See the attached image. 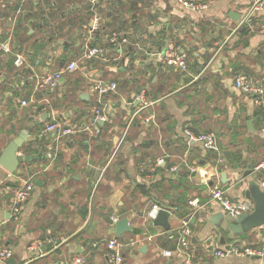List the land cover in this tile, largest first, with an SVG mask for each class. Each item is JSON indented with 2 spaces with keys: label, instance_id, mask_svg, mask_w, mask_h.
I'll return each mask as SVG.
<instances>
[{
  "label": "crops",
  "instance_id": "0c3cea01",
  "mask_svg": "<svg viewBox=\"0 0 264 264\" xmlns=\"http://www.w3.org/2000/svg\"><path fill=\"white\" fill-rule=\"evenodd\" d=\"M193 1L205 6L191 10L179 0H150L134 27L145 32L138 38L142 49H112L106 41L109 21L104 22L90 41L106 45L109 60L81 63L89 42L84 0H0V11L8 14L0 16V43L9 45V51L0 48V153L25 131L17 152L35 155L20 163L19 172L0 165V237L13 264H66L81 253L85 264H107L105 250L90 242L109 237L121 240L124 264H264V258L214 254L233 243L264 246V227L236 235L227 231L226 214L208 197L213 187H221L233 199H246L242 189L264 179V168L258 167L264 162V101L255 103L233 83L234 74L244 72L264 87L259 26L264 6L252 9L257 0ZM107 6L108 0H101L98 7L108 17ZM167 40L186 52V71L159 59ZM17 55L21 65L14 63ZM72 58L79 60L77 70L54 87L35 91L36 75ZM91 78L117 82V91L105 96L106 120L97 122L98 129L62 138L49 134L36 142L38 126L52 111L66 121L93 124ZM141 86L146 93L139 101L135 94ZM187 131L213 133L216 147L205 148ZM217 157L220 162H214ZM192 164L195 172L189 170ZM31 175L35 187L12 215L13 192ZM192 196L203 202L195 211L204 216L189 221L186 200ZM154 203L170 211L169 230L146 218ZM112 215L127 217L130 230L116 236ZM184 222L192 233L189 262L176 248ZM165 249L172 255H163Z\"/></svg>",
  "mask_w": 264,
  "mask_h": 264
},
{
  "label": "built area",
  "instance_id": "2783aa9c",
  "mask_svg": "<svg viewBox=\"0 0 264 264\" xmlns=\"http://www.w3.org/2000/svg\"><path fill=\"white\" fill-rule=\"evenodd\" d=\"M87 4L89 10V20L87 21V39L88 43L85 44L84 49L81 54V63L95 59H101L104 61L109 60L107 57L108 48L103 44H93L90 40L96 35L98 30L101 28L102 24L108 21V17L104 10H100L98 7L101 0H84ZM115 0H108L107 9H111L112 3ZM180 4L191 10H200L205 5L201 2L193 0H179ZM264 6V0H257L252 4V9L262 8ZM251 12L246 13L244 20L246 23H250ZM139 18L135 19L138 21ZM133 22V18L129 19ZM127 21L128 24L121 28V30L110 29V33L107 36V44L111 45L113 48H122L125 45H133L137 48L142 49L138 38H141L145 32L140 30L141 28L134 29V26ZM260 28L264 30V22L259 24ZM0 48L4 51H9L8 42H1ZM159 59L165 63L167 66L176 67L180 71H186L188 68V59L186 52L181 50V47L175 44L172 40H167L163 49L157 54ZM111 59V58H110ZM115 59V58H113ZM23 61L22 56L17 55L14 59L16 65H21ZM146 59H143V62ZM79 68V60L70 59L62 67L58 69H50L45 72L35 76L34 87L35 91L43 90L47 88L54 87L60 78L64 74L72 73ZM233 83L236 88L241 90L246 94L253 96L254 102L257 104H262L264 101V87L261 83L256 82L247 73L238 72L233 76ZM117 91V82L113 79L107 78H91L88 81V92L91 96V118L93 124L91 126H83L77 121H66L61 117H58L54 111L47 120H42L36 130V142L40 140L43 136L52 134L56 138H62L63 136L71 135L80 131L83 128H95L98 129L97 120H106L105 107V96L108 93ZM146 93V87L141 86L135 94V99L141 101L143 100ZM21 104L27 105L28 101L25 99L21 100ZM144 121H150V117H146ZM190 137L203 143L205 148H215L217 144V137L211 132H200L192 136L190 131H187ZM221 159L215 158L214 162H220ZM258 167L264 168V162L258 165ZM191 172H195L196 167L192 165L189 166ZM35 187L34 177L31 175L24 179L14 190L12 203H11V214H17L23 207L27 198L31 195ZM260 187L264 188V179L260 181ZM209 199L216 200L221 206L223 212L226 215L237 216L241 213L250 212L253 209V202L250 199H233L231 198L223 188L213 187L208 195ZM186 205L189 212L192 214L195 210L203 206L197 196H192L187 198ZM160 205L154 203L146 211L145 216L148 219H153ZM190 214V215H191ZM118 219L117 216L112 215L111 221L114 223ZM191 228L186 222L181 224L177 229V244L176 248L184 253L186 256V262H189L192 254L188 252V246L190 244ZM90 247L92 248H102L105 250L107 264H124L123 255L121 252L122 242L116 237L100 238L90 242ZM214 254L217 256L225 255H237V256H257L259 258H264V246H238L235 243L229 244L228 246H220L213 250ZM11 254V249L2 243L0 240V261L7 259ZM162 254L169 257L172 255L170 249H165ZM66 264H85L86 254H76L65 260Z\"/></svg>",
  "mask_w": 264,
  "mask_h": 264
},
{
  "label": "water",
  "instance_id": "95a60500",
  "mask_svg": "<svg viewBox=\"0 0 264 264\" xmlns=\"http://www.w3.org/2000/svg\"><path fill=\"white\" fill-rule=\"evenodd\" d=\"M100 122V120H97ZM26 140V132H20L17 136L13 137L7 142L3 150L0 153V165L6 168L10 172H19L18 166L24 161H30L34 154H27L17 152V150L22 146L23 142ZM221 178L224 179V173H221ZM36 184H40V179L36 180ZM241 195L250 199L253 202V209L247 213H241L235 217L226 215L225 219L228 222L224 228L227 231H231L233 234H241L247 232L248 230L259 227H264V189L261 188L256 182H251L246 188H243ZM170 211L165 208H160L156 216L152 219L153 224L161 225L165 230L170 229V223L168 222V217ZM204 216V213L199 211H194L193 214L189 215L186 219L193 221L198 216ZM224 216V215H222ZM114 230L116 236L120 237L125 231L130 230L128 225V218L123 217L117 219L114 222ZM257 257V256H253ZM13 259L11 257L7 258L9 264H13ZM166 264H172L167 261Z\"/></svg>",
  "mask_w": 264,
  "mask_h": 264
},
{
  "label": "trees",
  "instance_id": "16d2710c",
  "mask_svg": "<svg viewBox=\"0 0 264 264\" xmlns=\"http://www.w3.org/2000/svg\"><path fill=\"white\" fill-rule=\"evenodd\" d=\"M148 2H150V0H115L110 9V14L108 16L109 22L107 24L110 28L121 30V28H124L128 24V16H131V18L134 19L132 24L135 27L138 22L135 19L139 18L142 10L148 5ZM3 9L4 8L0 11V16L5 17L8 14H6V11ZM24 150L31 151L29 146H25ZM0 240L3 243L1 237Z\"/></svg>",
  "mask_w": 264,
  "mask_h": 264
}]
</instances>
